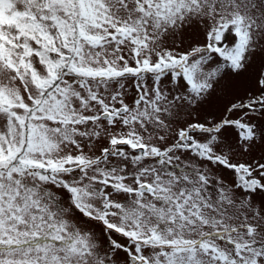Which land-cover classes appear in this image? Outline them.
<instances>
[{
  "label": "snow or ice",
  "instance_id": "obj_1",
  "mask_svg": "<svg viewBox=\"0 0 264 264\" xmlns=\"http://www.w3.org/2000/svg\"><path fill=\"white\" fill-rule=\"evenodd\" d=\"M0 264H264V0H0Z\"/></svg>",
  "mask_w": 264,
  "mask_h": 264
}]
</instances>
